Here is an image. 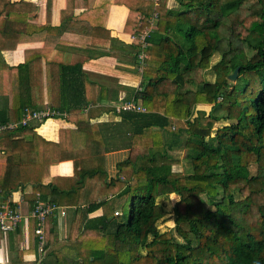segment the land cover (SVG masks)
Masks as SVG:
<instances>
[{
    "label": "trees",
    "instance_id": "obj_1",
    "mask_svg": "<svg viewBox=\"0 0 264 264\" xmlns=\"http://www.w3.org/2000/svg\"><path fill=\"white\" fill-rule=\"evenodd\" d=\"M154 1L107 0L108 6L129 9L126 27L132 33L144 30L157 13L145 37L140 90L135 86L121 99L140 102L146 112L117 113L130 135L129 150L112 175L100 153L94 166L78 167L73 161L71 176L33 184L35 197L27 199V209L38 197L64 207V220L66 209L72 211L64 241L50 230L46 235L39 251L42 264H264V0H174L175 6L170 0ZM9 2L0 0L6 16L12 11V18L25 15L22 5L27 4L13 3V9ZM23 67L0 71V89L8 87L2 76L7 80L14 69L18 74L17 93L9 106L0 107V124L19 120L24 109L44 106L32 105L29 81L20 77ZM236 67V79H228ZM86 105L60 107L81 113ZM99 110L114 111L90 108L82 116L90 119ZM44 121L0 132V198L23 189L24 164L51 165L66 156L62 129L56 144L34 131ZM221 121L226 123L214 128ZM15 130L30 135L31 153L22 139L10 138ZM174 149L187 152L189 173L172 170L168 152ZM170 193L178 197L174 226L160 230L157 200ZM121 202H129L128 217L118 208ZM46 219L56 225V215ZM23 252L14 255L21 258Z\"/></svg>",
    "mask_w": 264,
    "mask_h": 264
},
{
    "label": "crops",
    "instance_id": "obj_2",
    "mask_svg": "<svg viewBox=\"0 0 264 264\" xmlns=\"http://www.w3.org/2000/svg\"><path fill=\"white\" fill-rule=\"evenodd\" d=\"M21 2L27 5H22L25 15L19 17H11L14 11L10 17L6 16V8L0 7L3 12L0 15V71L5 66L24 64L20 77L29 81L31 90L27 93L32 105L47 104L66 112L64 119H47L34 128L45 141L54 144L59 142L62 129L66 156L51 165L28 163L22 166L20 178L25 186L11 192L8 199L15 201L24 213L27 199L35 197L33 184L45 182L48 177L71 176L74 162L78 167L94 166L100 163V153H103L104 166L112 175L116 162L128 154L130 135L126 124L112 110L92 112L90 119L82 115L90 108L111 107L114 102L129 97L141 77L136 58L138 33L126 27L129 9L124 4L108 6L107 0H10L9 3ZM169 5L176 3L170 0ZM17 75L14 69L9 71L7 80L2 76L8 87L0 89V107L9 106L12 93H17ZM211 78L208 75L207 79ZM86 101L87 105L78 113L76 108ZM63 104L76 108L67 110L60 107ZM9 135L13 140L22 139L28 153L33 151L30 135L22 130L10 131ZM43 146L40 143V147ZM64 163L68 164V169L59 170ZM56 182L63 185L68 180L57 179ZM91 191L94 194V190ZM68 209L65 220L57 216L55 226L51 227L50 219H46L45 242L49 230L59 241L67 238L72 217ZM98 213L97 210L89 217ZM34 225V218L24 217L14 232L0 231V264H42L43 254L35 241ZM97 232L85 231L87 234ZM17 250L25 251L21 258L15 257Z\"/></svg>",
    "mask_w": 264,
    "mask_h": 264
},
{
    "label": "built area",
    "instance_id": "obj_3",
    "mask_svg": "<svg viewBox=\"0 0 264 264\" xmlns=\"http://www.w3.org/2000/svg\"><path fill=\"white\" fill-rule=\"evenodd\" d=\"M156 1L154 4L156 5ZM157 18L155 11L148 18V26L138 33V53L137 58V71L141 77L142 71L146 65L147 54L145 37L154 27V21ZM141 19V18H140ZM136 88L140 90V84L136 85ZM111 107L116 113L121 111H133V112H146L140 102L133 99H126L114 102ZM66 116L65 111H61L57 108L49 105L36 108V109H24L23 115L19 120L8 121L4 124H0V132L5 130H13L18 125H25L30 120L41 121L44 119H52L54 117ZM65 209L62 206L56 205L50 201H44L37 197L32 208H28L26 212H22L19 205L12 200L0 198V231L2 233H8L14 231L21 223L24 217L34 218L35 226L34 233L38 237V248L39 251L42 249L44 243V226L47 216L56 215L63 216ZM117 214V212H115Z\"/></svg>",
    "mask_w": 264,
    "mask_h": 264
},
{
    "label": "rangeland",
    "instance_id": "obj_4",
    "mask_svg": "<svg viewBox=\"0 0 264 264\" xmlns=\"http://www.w3.org/2000/svg\"><path fill=\"white\" fill-rule=\"evenodd\" d=\"M217 56V55H216ZM216 56L213 57V60L216 59ZM205 76L208 77V73H205ZM211 75H209L210 77ZM205 109H207V106H202ZM226 122H217L214 125V128L221 126L222 124H225ZM168 155L170 156L169 158L170 163L172 164V170L181 172V173H189L190 172V161L187 155V152L184 150H170L168 152ZM65 169H68L67 164L64 165ZM61 166V168L63 169ZM27 175V174H26ZM177 196L174 193H170L164 197H160L157 201L158 207L161 211V217L158 221V226L160 230H165L168 228H172L174 226V216L175 214L173 213V206L177 200ZM125 203V204H124ZM124 204V205H123ZM119 210L123 213L124 217H128L129 215V202H121V204L118 206ZM69 210V209H68ZM71 211V210H69ZM178 237V236H177ZM180 240H182L180 237H178Z\"/></svg>",
    "mask_w": 264,
    "mask_h": 264
},
{
    "label": "water",
    "instance_id": "obj_5",
    "mask_svg": "<svg viewBox=\"0 0 264 264\" xmlns=\"http://www.w3.org/2000/svg\"><path fill=\"white\" fill-rule=\"evenodd\" d=\"M238 71H239V68L236 67V68L232 71V73H230V74L228 75V79H230V80H235L236 77H237V75H238Z\"/></svg>",
    "mask_w": 264,
    "mask_h": 264
}]
</instances>
